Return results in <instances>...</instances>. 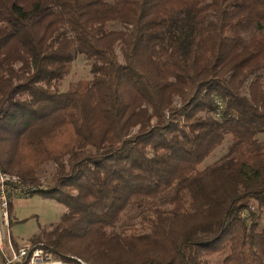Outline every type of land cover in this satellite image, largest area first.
<instances>
[{
  "label": "trees",
  "instance_id": "16d2710c",
  "mask_svg": "<svg viewBox=\"0 0 264 264\" xmlns=\"http://www.w3.org/2000/svg\"><path fill=\"white\" fill-rule=\"evenodd\" d=\"M48 163L56 258L264 264V0H0V167Z\"/></svg>",
  "mask_w": 264,
  "mask_h": 264
},
{
  "label": "rangeland",
  "instance_id": "374dc122",
  "mask_svg": "<svg viewBox=\"0 0 264 264\" xmlns=\"http://www.w3.org/2000/svg\"><path fill=\"white\" fill-rule=\"evenodd\" d=\"M90 62L91 57L89 54H77L75 59L70 62L66 75H64V77L57 83L55 90L65 91L72 83L78 80H89L91 77ZM173 103H176V99H174ZM216 104L217 108H219V101H217ZM262 136L263 135H260L258 138H262ZM229 143V138H226L221 145L212 150L201 166L210 164L221 158L226 153ZM44 168L45 171L40 178L42 185L38 187L34 186V189L32 188V190H35L36 188L43 189L45 183L44 179H47V177L53 172L54 165L48 163ZM9 200L12 209V223L9 226V231L10 239L14 246L25 244L33 246V237L36 234H39L41 229L46 230L49 225L56 223L61 214L65 211L64 206L60 203L36 193L30 196L29 194L22 195ZM7 207L9 211V202ZM138 220V218H134V220L128 218L124 219L123 222L132 223L131 226L133 230L141 231L143 225L138 223ZM260 225H264V215L260 217ZM68 260L69 259L63 261Z\"/></svg>",
  "mask_w": 264,
  "mask_h": 264
},
{
  "label": "built area",
  "instance_id": "2783aa9c",
  "mask_svg": "<svg viewBox=\"0 0 264 264\" xmlns=\"http://www.w3.org/2000/svg\"><path fill=\"white\" fill-rule=\"evenodd\" d=\"M34 189V188H33ZM27 187L14 174L4 172L0 167V264H86L79 258L68 256V261L54 257L45 247L28 244L14 246L10 239L8 201L27 195Z\"/></svg>",
  "mask_w": 264,
  "mask_h": 264
}]
</instances>
